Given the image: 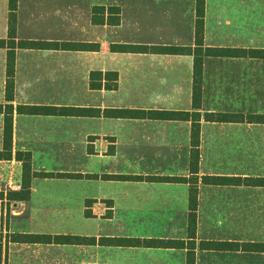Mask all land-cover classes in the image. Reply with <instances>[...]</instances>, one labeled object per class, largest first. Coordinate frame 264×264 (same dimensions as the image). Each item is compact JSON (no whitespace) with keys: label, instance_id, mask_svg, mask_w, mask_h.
I'll list each match as a JSON object with an SVG mask.
<instances>
[{"label":"crops","instance_id":"obj_1","mask_svg":"<svg viewBox=\"0 0 264 264\" xmlns=\"http://www.w3.org/2000/svg\"><path fill=\"white\" fill-rule=\"evenodd\" d=\"M8 15V0H0V40L8 39ZM195 23L196 0L16 1V42L87 44L98 49L17 47L12 100L7 102V49L0 48V152L6 141L4 108L13 107L12 157L0 160V181L4 183L8 176L9 181L10 172L7 176L6 169L11 166L21 172V162L15 159L18 152L30 154L32 172L96 175V179L53 178L109 186L105 192L98 187L96 193L78 194L76 204L68 196L75 192L74 188L59 190L60 197L45 203L43 210L58 212L57 216L53 213L52 220H70L73 211H77L81 223L97 227L114 223L122 212L133 220V239L183 242L184 246H104L105 259L87 260L78 256L89 246L13 243L25 250L0 251V264H187L189 254L193 256V264H264V252L204 246L264 244V187L202 182L203 177L264 178L263 123L204 119L205 114L264 115V58L204 57L201 103L195 111L192 55L144 49L110 51L112 45L193 50ZM203 48L264 50V0H204ZM106 72L117 74L116 88L91 90V73ZM29 106L87 109L100 114L61 117L17 111ZM117 109L133 110L138 115L131 119L102 115L105 110ZM140 112L200 116L194 236L189 230V184L153 179L193 176L190 167L193 120L150 118ZM107 123L112 131L105 130ZM127 128L128 134L122 136L119 130ZM119 157H128L133 171H119L106 164ZM53 163L64 166L50 169L49 164ZM81 163L91 166L87 169L73 166ZM96 164H101L102 169H96ZM102 176L121 179L107 180ZM38 180L52 181L33 178L29 199L11 202L8 221H20L26 215ZM5 187L0 186L4 196ZM8 188L12 192L21 189L10 181ZM87 201L91 202L88 207ZM5 203V199L0 200V233L42 234L31 233L22 225L16 229L9 223L8 228L3 226L7 217ZM86 210L92 217L85 216ZM40 218L27 215L31 222ZM95 236L98 239L100 235ZM4 237L3 240L0 237V243ZM41 246L51 250L30 251Z\"/></svg>","mask_w":264,"mask_h":264},{"label":"trees","instance_id":"obj_2","mask_svg":"<svg viewBox=\"0 0 264 264\" xmlns=\"http://www.w3.org/2000/svg\"><path fill=\"white\" fill-rule=\"evenodd\" d=\"M16 1L8 0V39L0 40V48L7 49L6 60V85L5 97L7 102H11L13 93V72L15 54L14 50L18 48L27 49H62V50H85V49H98L96 45L87 44H69V43H48V42H33V41H18L15 40V23H16ZM203 21H204V0H196V23H195V48H182V47H150L139 48L132 45H112L110 46L111 52H133L135 50L144 49L150 52H160L165 54H190L193 56V90H192V106L195 111L200 109L201 103V73H202V60L206 56L214 57H250V58H264V50H227V49H213L203 48ZM104 82V83H103ZM117 85V74L115 72L91 73L89 87L91 90L105 89L107 91L114 90ZM2 107L0 106V110ZM24 109L31 115H52L61 117H83L92 114L99 115V111L78 109V108H54V107H19L17 111ZM5 114V146L3 151L0 152V160H11V129H12V114L13 107L6 105L4 108ZM143 116L150 118H166V119H187L192 118L191 129V174L189 179L185 178H153L155 180H162L168 182H185L190 186L189 189V230L192 236L195 233L196 222V209H197V179L195 175L198 171L199 160V114L198 113H159V112H140ZM102 115L108 118H121L131 119L133 116L138 115L133 110H105ZM195 118V119H194ZM204 119L212 122H248V123H263L264 115H234V114H205ZM88 152H91L88 148ZM15 159L21 162L22 165V182L19 192H8L6 196L0 193V200H6L7 203L16 201H27L30 195L31 181L33 178L53 179V178H66V179H96V175L82 174H61V173H45V172H32L30 154L26 152H18ZM102 179H121L120 176H102ZM202 182L207 185H247L264 187V178H220V177H203ZM87 207L90 206V201H87ZM110 215V214H109ZM87 218L92 217L90 211H85ZM12 243L23 244H43V245H71V246H113V247H136L143 245L144 247H183V242H163L159 240H136L133 238H95V237H80L74 235H44V234H13ZM206 248L214 249H238L242 248L248 251L264 252V244H249L237 245L229 243H209L204 244ZM187 264H193V256L189 254Z\"/></svg>","mask_w":264,"mask_h":264},{"label":"rangeland","instance_id":"obj_3","mask_svg":"<svg viewBox=\"0 0 264 264\" xmlns=\"http://www.w3.org/2000/svg\"><path fill=\"white\" fill-rule=\"evenodd\" d=\"M106 125V124H105ZM112 131V127L110 124L107 123L105 130ZM119 132L122 136L127 135L129 132V128L127 129H120ZM127 158L119 157L117 160H114L113 163L107 162L106 164L109 165V167H114L115 169H118L119 171H133V164H129ZM101 162V161H100ZM38 165V164H37ZM36 165V166H37ZM48 165V164H47ZM50 169H53V167L58 168L64 166V164L60 163H53L49 164ZM75 168L77 169H87L89 166H91V163H81V164H73ZM96 169L101 168L98 164L95 165ZM22 167V165H21ZM102 169V168H101ZM17 170V169H16ZM14 166H11V169H6L7 176L10 172V178L9 181L11 182L12 186L19 184L21 187L22 182V170L16 171ZM9 177V176H8ZM8 177L7 181L5 179L4 183L3 181H0V186L5 187L6 192H10L11 190L8 188ZM107 186L105 184H100L96 182H66V181H60L58 179H52V181L48 180L47 182H43L42 180L36 181L34 183L35 187V194L33 195V200L31 206L28 207L26 215L19 219L20 221H8L9 213L12 209L11 203H5L6 207L4 208L7 213V217L3 219V226H6L8 228L9 226L12 227V229H16L18 225H22L25 229L31 231V233H42L44 235H50L52 233L56 234L59 233L66 235H74V236H80L85 237L84 235L91 234L90 237H96L95 235H100L99 238H133V220L130 218H127L126 216H123L122 212L118 213L117 220L109 225L102 224V226H96L94 224L87 225L80 222L79 215L77 211H73L72 218L70 220L65 219H58V220H52L51 216L58 215V212L54 211H47L43 210L44 204L47 202L55 201V199H58L61 195V191L59 190H65V188H74V193H69L68 196L72 201H70L72 204H76L75 197L78 194H93L96 193L97 188L100 187L101 191H107ZM112 187V186H110ZM64 191H62L63 193ZM63 196H61L62 198ZM45 208V207H44ZM39 215L41 216L40 219H37L35 222H31L29 219H27V215ZM23 228V229H24ZM89 233V234H86ZM112 235V236H111ZM5 236V237H4ZM0 237L4 242L1 241L0 243V251L4 250L7 253H13L17 252L16 250H25L24 248H21L19 245H13L11 242L12 235L6 233V235H3V233H0ZM12 243V244H10ZM34 248V249H33ZM103 248V249H102ZM47 251L51 250L50 247L41 246V247H32L30 248V251ZM87 259V260H101L105 259L106 257V251L104 249V246L100 247H94L89 246L86 248L85 253L82 252L78 256V258ZM7 258V257H6ZM7 263V260L5 261Z\"/></svg>","mask_w":264,"mask_h":264}]
</instances>
